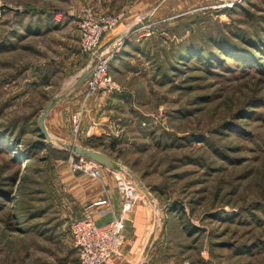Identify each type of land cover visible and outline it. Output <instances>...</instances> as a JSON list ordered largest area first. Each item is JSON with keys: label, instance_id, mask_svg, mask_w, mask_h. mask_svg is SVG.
Listing matches in <instances>:
<instances>
[{"label": "rangeland", "instance_id": "1", "mask_svg": "<svg viewBox=\"0 0 264 264\" xmlns=\"http://www.w3.org/2000/svg\"><path fill=\"white\" fill-rule=\"evenodd\" d=\"M0 4V264H80L69 226L83 186L120 204L135 189L118 254L100 264H264V0ZM43 8H61L56 24ZM87 13L102 20L91 46ZM99 58L115 88L90 90L89 73L64 92ZM61 95L80 104L55 127L68 137L42 118L46 139L42 109ZM65 143L118 165L73 171L82 156Z\"/></svg>", "mask_w": 264, "mask_h": 264}, {"label": "built area", "instance_id": "2", "mask_svg": "<svg viewBox=\"0 0 264 264\" xmlns=\"http://www.w3.org/2000/svg\"><path fill=\"white\" fill-rule=\"evenodd\" d=\"M6 6L0 4V17L3 15ZM102 20L94 19L89 13L82 20L81 29L84 33L86 46L95 45L101 33ZM114 53L109 52L110 60ZM92 64L90 73L89 87L90 90L96 89L98 86L113 89L115 85L111 82V78L106 73L107 63L100 61ZM102 84L96 85V81ZM108 85V86H106ZM71 170H89L94 176L99 175L96 168L97 165L89 160L80 157L77 161L70 156L69 159ZM134 189L129 187L126 189L125 195L121 202V208L107 222L98 224L89 211V207L83 208V215L71 222L69 226V234L72 245L76 250L77 259L80 264H100L105 262L109 257L118 254V250L123 241V231L125 227V212L132 208L135 200Z\"/></svg>", "mask_w": 264, "mask_h": 264}, {"label": "crops", "instance_id": "3", "mask_svg": "<svg viewBox=\"0 0 264 264\" xmlns=\"http://www.w3.org/2000/svg\"><path fill=\"white\" fill-rule=\"evenodd\" d=\"M53 9L54 10L50 11V9L43 8V9H38V12H39V14H41L43 12L45 14L51 13L53 16V20H55V24H56L57 23L56 21H58V19H59L61 8H53ZM57 9H59V10H57ZM41 22H42V20H41ZM43 24L44 23H41V25H43ZM65 25H66V28L68 26L72 27V21L69 18V16H67V18H66ZM45 27H47V26H45ZM26 30L30 31V29H26ZM29 34H31V33H29ZM122 49H123V47L121 45V53L123 51ZM117 61H118V58L115 57L111 65L114 66L115 63H117ZM120 68L121 67H119V66L116 67V73L118 71H120L119 70ZM76 77L74 79H71L68 81V86L64 92H67L68 90L72 92V91H74V89L84 88V84L80 87H78V85H79L78 84L76 86V88L75 87L72 88ZM79 104H80L79 99H77V98L72 99L68 95L67 98H62L47 112L46 118H45V120H46L45 124L47 126V129L49 126L51 127L48 130L53 134V136L55 135L59 138L64 137V136L68 137L70 131H68V130L63 131L62 130V132H57L58 131V129H57V131H56L57 133H56L55 127L58 126L57 125L58 121H59V124H61V122L63 120L66 121V116L69 117V114L73 110H76V108L78 107ZM85 115L90 116V112H88ZM49 120L52 121L51 124H49ZM99 123H100V121H99ZM94 125H96V124H94ZM100 125H101V123H100ZM86 126L87 125H85V127ZM61 140H63V138H61ZM75 179H79V178L77 177ZM76 182H78L77 184H80V181L77 180ZM86 186H88V185L86 184ZM94 186H96V185L94 184ZM96 187H98V186H96ZM84 188H85L84 186L83 187H77V193H78V195H81V197L86 199L85 203L83 205L89 207L90 213L92 214L94 220L98 224L107 222L109 219H111L114 215H116L118 213V210L120 208V200L112 188L108 189L105 193H102V189H100L99 187H98V189H96L94 191H92V189H89L88 187H87V189H84ZM90 191H92V192H90ZM72 195H74V194H72ZM83 207L81 209V213H80L79 217L83 215ZM137 210L138 209L135 208L136 212H137ZM133 214H134V212H133ZM128 225H130V223ZM128 230L125 231V234L130 235V232Z\"/></svg>", "mask_w": 264, "mask_h": 264}, {"label": "water", "instance_id": "4", "mask_svg": "<svg viewBox=\"0 0 264 264\" xmlns=\"http://www.w3.org/2000/svg\"><path fill=\"white\" fill-rule=\"evenodd\" d=\"M146 22V18L139 20L136 25L133 27L132 30L136 29L137 27H139L140 25H142L143 23ZM109 46V43L106 42L105 44H103L102 46H100L97 49L96 54H98L99 52H101L105 47ZM89 74V69L82 71L75 79V82L72 86V88L76 87L78 84H80ZM64 95L61 96H56L53 97L52 99H50L48 101V103L44 106V108L42 109L41 115H40V125H41V133L43 135V137H46V139L48 138L46 135V129L43 127V123H42V118L45 117L46 115V111L52 106L54 105L56 102H58ZM63 146L69 150L70 152L74 153L75 155L78 156H82L98 165H107V166H112V167H116L118 164L116 162H114L113 160H110L108 158H106L105 156L93 151L91 148L86 147V146H82V145H78V144H68L65 143L63 144ZM128 173L131 177V179L133 180V182L135 183V185L138 187V189L147 197L152 198L150 192L148 191V189L143 185V183L141 182V180L138 178L137 175H135L132 171L128 170Z\"/></svg>", "mask_w": 264, "mask_h": 264}, {"label": "bare ground", "instance_id": "5", "mask_svg": "<svg viewBox=\"0 0 264 264\" xmlns=\"http://www.w3.org/2000/svg\"><path fill=\"white\" fill-rule=\"evenodd\" d=\"M134 189V188H133ZM135 190V189H134Z\"/></svg>", "mask_w": 264, "mask_h": 264}]
</instances>
